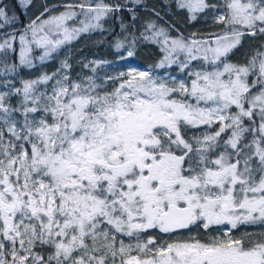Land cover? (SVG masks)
<instances>
[{"label":"snow or ice","instance_id":"snow-or-ice-1","mask_svg":"<svg viewBox=\"0 0 264 264\" xmlns=\"http://www.w3.org/2000/svg\"><path fill=\"white\" fill-rule=\"evenodd\" d=\"M35 7L0 0V264H264V0Z\"/></svg>","mask_w":264,"mask_h":264},{"label":"trees","instance_id":"trees-1","mask_svg":"<svg viewBox=\"0 0 264 264\" xmlns=\"http://www.w3.org/2000/svg\"><path fill=\"white\" fill-rule=\"evenodd\" d=\"M66 2H71V0H48V4H64ZM145 2L151 6L153 4L158 5L160 4V0H145ZM62 10V8L60 9ZM42 11V8H37L34 12ZM161 15L164 17L168 23L175 26V28L179 29L181 32L185 33L186 35L191 32L196 31H206L209 29L208 24H200L199 22L190 24L187 20V14L184 12H177L174 8L169 11L166 8L161 9ZM162 23H164L162 21ZM105 27L109 30L103 32L99 38L96 37H89L85 38L82 37L80 40L73 43V45L68 46L65 51L70 54L73 63L76 64L77 61L83 58H87L89 56H95L103 58L104 60L109 61H117L118 55L115 50L111 47L113 41L119 36L120 28H119V21L116 19H110ZM174 34V33H173ZM96 35V33H95ZM157 54V49L154 46H146L140 45L137 48V55L134 58V61L139 62L143 65H148L153 62ZM56 65L53 64L50 68L54 69ZM76 70H79V65L76 64Z\"/></svg>","mask_w":264,"mask_h":264},{"label":"rangeland","instance_id":"rangeland-1","mask_svg":"<svg viewBox=\"0 0 264 264\" xmlns=\"http://www.w3.org/2000/svg\"><path fill=\"white\" fill-rule=\"evenodd\" d=\"M48 0H46V2H47ZM42 2H44V0H35V3H36V7L33 9V11L35 10V9H37V8H39L40 7V4L42 3ZM163 22L165 23V24H170V23H168V21H166L165 19H164V17H163ZM200 24H204V22H203V20L201 19L200 21H198ZM95 33H96V35H95ZM101 32H99V31H97V32H93V33H89V34H86V35H84L83 37H85V38H89V37H96V38H99V36H101ZM175 34V33H174ZM83 58V57H82ZM87 59H89V60H91V59H102V60H104L103 58H100V57H95V56H89V57H87ZM134 64H138V65H143V64H140L139 62H137V61H132ZM144 66H147V65H144Z\"/></svg>","mask_w":264,"mask_h":264}]
</instances>
